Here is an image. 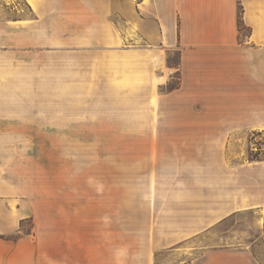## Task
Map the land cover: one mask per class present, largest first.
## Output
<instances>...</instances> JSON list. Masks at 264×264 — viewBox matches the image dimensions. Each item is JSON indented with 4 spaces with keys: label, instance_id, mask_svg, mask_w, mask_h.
Segmentation results:
<instances>
[{
    "label": "crops",
    "instance_id": "crops-1",
    "mask_svg": "<svg viewBox=\"0 0 264 264\" xmlns=\"http://www.w3.org/2000/svg\"><path fill=\"white\" fill-rule=\"evenodd\" d=\"M23 2L30 16L0 20V51L61 55V67L55 68L62 79L109 86L124 83L132 90L140 85L155 93L161 107L158 125L147 132L160 135L152 145L158 165L165 154L167 163H180L201 182L192 185L191 195L185 179L178 181L180 186L176 183L174 167L156 175V182L164 180L170 187L165 202L166 206L171 202L170 210L182 207L185 214L203 215L185 226L190 233L184 238L233 214L264 209V159L233 163L226 153L232 135L264 133V0ZM125 43L129 46L122 48ZM71 54L88 57L70 63L66 56ZM173 54L174 62L169 59ZM165 69L169 74L163 73ZM173 74H178L179 83L164 90ZM5 102V94H0L3 134L7 123L20 122L1 104ZM215 135H225V178L216 191L214 150L221 147V140ZM6 165L0 156V264L118 263L117 255H87L79 239L72 244L64 241L62 249H55L60 245L44 244L38 238H5L17 231L25 217L7 196ZM158 187L157 183V192ZM171 189H185L186 194L179 198L177 192L171 195ZM136 258L143 264L156 262L154 254ZM186 264H264V235L244 245L201 253Z\"/></svg>",
    "mask_w": 264,
    "mask_h": 264
},
{
    "label": "rangeland",
    "instance_id": "rangeland-1",
    "mask_svg": "<svg viewBox=\"0 0 264 264\" xmlns=\"http://www.w3.org/2000/svg\"><path fill=\"white\" fill-rule=\"evenodd\" d=\"M30 12L23 0H0V20L28 17ZM81 57L71 54L66 60L74 63L88 56ZM169 59L174 62L176 56ZM62 60L61 55L44 52L0 51V94L6 98L1 104L20 117L0 133V156L7 163V196L25 215L17 231L5 238H38L60 245L55 249L79 239L87 255H117V264H143L136 257L147 254L155 255V264H186L201 253L244 245L264 235L260 209L233 214L184 238L190 233L185 226L203 215L185 214L182 207L170 210L171 202L165 205L170 187L164 180L156 182V175L174 167L176 183L185 179L191 195L192 187L201 182L180 163H167L165 154L158 165L152 145L160 135L147 132L158 125L155 93L140 85L132 90L124 83L62 79L56 71ZM178 83V74H173L164 90ZM215 138L221 140L214 150L216 191L225 178V135ZM226 153L233 163L264 159V133L232 135ZM174 192L179 198L186 194L185 189H171V195ZM69 248L73 252L74 247Z\"/></svg>",
    "mask_w": 264,
    "mask_h": 264
},
{
    "label": "trees",
    "instance_id": "trees-1",
    "mask_svg": "<svg viewBox=\"0 0 264 264\" xmlns=\"http://www.w3.org/2000/svg\"><path fill=\"white\" fill-rule=\"evenodd\" d=\"M239 26L241 27L242 26V22H241V17H240V14H239Z\"/></svg>",
    "mask_w": 264,
    "mask_h": 264
},
{
    "label": "built area",
    "instance_id": "built-area-1",
    "mask_svg": "<svg viewBox=\"0 0 264 264\" xmlns=\"http://www.w3.org/2000/svg\"><path fill=\"white\" fill-rule=\"evenodd\" d=\"M132 1H135V0H132Z\"/></svg>",
    "mask_w": 264,
    "mask_h": 264
}]
</instances>
